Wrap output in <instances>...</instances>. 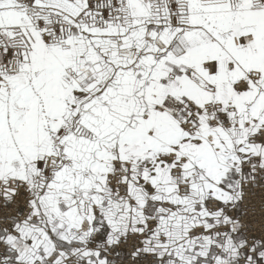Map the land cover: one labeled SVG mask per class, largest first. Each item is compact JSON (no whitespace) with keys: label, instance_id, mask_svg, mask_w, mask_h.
Here are the masks:
<instances>
[{"label":"snow or ice","instance_id":"obj_1","mask_svg":"<svg viewBox=\"0 0 264 264\" xmlns=\"http://www.w3.org/2000/svg\"><path fill=\"white\" fill-rule=\"evenodd\" d=\"M0 264H264V0H0Z\"/></svg>","mask_w":264,"mask_h":264}]
</instances>
